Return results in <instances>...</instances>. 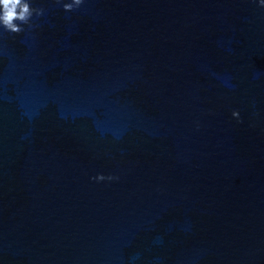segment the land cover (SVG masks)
I'll return each mask as SVG.
<instances>
[{
  "label": "water",
  "instance_id": "1",
  "mask_svg": "<svg viewBox=\"0 0 264 264\" xmlns=\"http://www.w3.org/2000/svg\"><path fill=\"white\" fill-rule=\"evenodd\" d=\"M71 2L0 26V264H264L261 0Z\"/></svg>",
  "mask_w": 264,
  "mask_h": 264
},
{
  "label": "clouds",
  "instance_id": "2",
  "mask_svg": "<svg viewBox=\"0 0 264 264\" xmlns=\"http://www.w3.org/2000/svg\"><path fill=\"white\" fill-rule=\"evenodd\" d=\"M82 3L83 0H72L71 3H65L63 7L66 11H73ZM261 5L264 6V0H261ZM44 11L43 8H33L30 0H0V26L5 31L20 33L24 30L21 25L31 27L32 17L34 15L37 17L42 16ZM233 115L238 117L239 113L234 112ZM97 179L103 180L105 177L101 175ZM108 179H112V177H108Z\"/></svg>",
  "mask_w": 264,
  "mask_h": 264
}]
</instances>
